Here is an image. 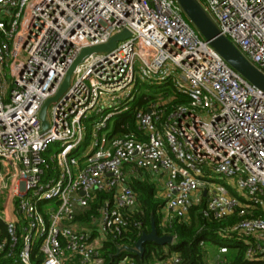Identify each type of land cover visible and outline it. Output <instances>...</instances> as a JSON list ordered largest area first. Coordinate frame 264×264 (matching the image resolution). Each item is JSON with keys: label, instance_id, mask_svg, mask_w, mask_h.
<instances>
[{"label": "built area", "instance_id": "1", "mask_svg": "<svg viewBox=\"0 0 264 264\" xmlns=\"http://www.w3.org/2000/svg\"><path fill=\"white\" fill-rule=\"evenodd\" d=\"M199 1L264 73V0ZM185 15L177 0H0V219L7 229L0 254L32 264L38 244L42 264H105V241L121 239L132 224L139 200L131 181L142 170L163 183V230L206 198L207 218L239 213L225 233L245 240L248 259L264 260V91ZM124 30L130 36L114 49L76 66L50 103L45 130L41 110L81 51ZM138 81H171L189 101L169 113L164 100L136 108V131L123 124L126 132L112 136L110 120L131 108ZM92 116V142L80 153ZM98 191L111 198L93 226L80 224ZM181 261L171 253L159 263ZM116 264L138 263L124 255Z\"/></svg>", "mask_w": 264, "mask_h": 264}, {"label": "trees", "instance_id": "2", "mask_svg": "<svg viewBox=\"0 0 264 264\" xmlns=\"http://www.w3.org/2000/svg\"><path fill=\"white\" fill-rule=\"evenodd\" d=\"M136 88L138 93L130 103L131 108L116 115L112 136L122 135L126 132L127 129L122 127L123 124H129L130 129L136 131L137 125L134 117L136 108H147L151 102L161 98L164 99L165 112L169 113L175 105L189 101L186 95L176 91L171 81L161 85L138 81ZM131 186L138 194V206L131 213L132 224L126 235L121 239L109 238L105 241L102 249L105 264H116L124 255L133 256L138 264H151L165 259L171 253L180 254L182 258L180 264H208L209 259L215 254L221 256L223 264H264V260L247 258L248 245L244 239H240L236 234L225 233L227 228L240 220L238 212L224 219L207 218L202 212L206 205V198H203L201 202L191 206L187 219H174L171 227L163 230L160 222L164 199L162 195L160 196L156 183L151 180L147 172L141 170L139 175L132 177ZM108 198H111L110 193L98 191L91 206L83 210L77 216L76 221L82 225L93 226L100 217V208L104 200ZM261 213L257 212V215ZM152 217L156 220L160 234L166 232L176 237L174 244L163 246L155 242H147L143 256L130 253L127 250H122L119 253L121 246L136 244L141 236L140 231L142 233L151 231ZM136 222L142 223L141 230L137 227ZM6 237V225L0 219V241ZM202 241L204 245H201ZM221 247H226L227 252L221 253ZM42 260L43 254L39 251L37 244L32 254V264H42ZM0 264L21 263L4 252L0 254Z\"/></svg>", "mask_w": 264, "mask_h": 264}, {"label": "water", "instance_id": "3", "mask_svg": "<svg viewBox=\"0 0 264 264\" xmlns=\"http://www.w3.org/2000/svg\"><path fill=\"white\" fill-rule=\"evenodd\" d=\"M182 6L185 14L193 25L200 31V33L210 42L215 50L244 78L253 83L264 91V73L260 71L245 55L236 47V45L224 34H222L219 26L206 11L199 0H177ZM130 36L128 30L114 35L108 43L95 45L84 48L76 60L70 66L66 78L54 97L47 100L44 104L40 118L42 120L43 128L46 130L49 126L47 121V108L49 104L56 101L60 95L69 87L71 76L76 66L85 60L93 52H105L114 49L118 41ZM207 191H204L206 195ZM84 194V192H83ZM147 242H155L159 245H172L175 242V236L172 234H160L155 218L152 217L151 231L143 232L134 246L125 245L119 249L127 250L130 253L143 256L145 252V244ZM218 258V257H216Z\"/></svg>", "mask_w": 264, "mask_h": 264}, {"label": "rangeland", "instance_id": "4", "mask_svg": "<svg viewBox=\"0 0 264 264\" xmlns=\"http://www.w3.org/2000/svg\"><path fill=\"white\" fill-rule=\"evenodd\" d=\"M187 17V15H185ZM9 81V79H8ZM8 92H9V89H8ZM138 93V91H137ZM161 95V94H159ZM158 95V97H159ZM8 99V93L6 94V100ZM158 101H161V100H164V99H161V98H158L156 99ZM51 108H52V104L49 105L48 107V110H47V115H48V119L51 118ZM92 119L88 120L87 122L85 121V125H86V130H85V135H86V139L84 141V143L82 144L81 148H80V153L82 152V150L85 148V149H88L91 145V142H92V136H91V132H92V129H93V123L96 119H98L96 116H92L91 117ZM115 120H116V116L112 117L111 120H110V124H109V128L112 129V127L114 126V123H115ZM110 129L108 131H110ZM58 148V144H53L52 147H51V150L54 151L55 149ZM214 180L220 184H224V185H229V183H231V180H229L228 178L226 177H222L220 175H216L214 177ZM159 194L160 196L162 195L161 191H159ZM42 206H43V203H42Z\"/></svg>", "mask_w": 264, "mask_h": 264}, {"label": "crops", "instance_id": "5", "mask_svg": "<svg viewBox=\"0 0 264 264\" xmlns=\"http://www.w3.org/2000/svg\"><path fill=\"white\" fill-rule=\"evenodd\" d=\"M112 132H113V127H112V129H110V134L111 135H112ZM149 176H150L151 180L156 183L159 191H161V193L163 194V183H159L158 178L156 176H153V175H150V174H149ZM216 257H220L221 258V256H219L218 254H215L212 258L209 259V261L214 259V258H216ZM159 261L151 263V264H160Z\"/></svg>", "mask_w": 264, "mask_h": 264}]
</instances>
